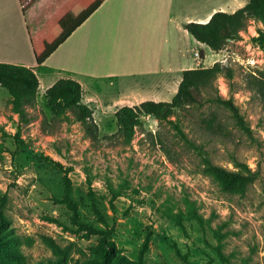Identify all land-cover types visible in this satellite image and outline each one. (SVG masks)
<instances>
[{
	"label": "rangeland",
	"instance_id": "rangeland-1",
	"mask_svg": "<svg viewBox=\"0 0 264 264\" xmlns=\"http://www.w3.org/2000/svg\"><path fill=\"white\" fill-rule=\"evenodd\" d=\"M260 24L251 22L242 40L218 52L201 45L185 26H171L165 47L164 63L175 68L220 63L233 70L232 79L220 76L215 89L202 93L203 104L187 106L171 120L215 165L231 171L247 165L255 172L243 194L222 192L203 172L199 151L166 121L143 115L131 143L118 138L116 112L140 104L117 102L118 82H100L83 93L87 100L99 91V101L108 103H89L100 130L96 142L71 114L56 118L43 90L22 120L0 85V204L6 197L7 248L2 263L90 264L100 258L101 237L71 221L68 177L80 219L114 229L119 264H140L145 244L143 264H264V100L252 84L264 74V50L254 41ZM130 80L131 87L152 91L146 87L151 77ZM216 95L233 101L250 134L229 109L206 101ZM142 97L171 102L174 96Z\"/></svg>",
	"mask_w": 264,
	"mask_h": 264
},
{
	"label": "crops",
	"instance_id": "crops-1",
	"mask_svg": "<svg viewBox=\"0 0 264 264\" xmlns=\"http://www.w3.org/2000/svg\"><path fill=\"white\" fill-rule=\"evenodd\" d=\"M66 1L0 0V63L32 69L39 79L38 93L43 90L46 94L63 79L79 82L83 93L89 87L96 89L100 82H109L111 86L118 82L122 90L117 102L124 105L141 104L142 96L151 92L176 95L182 74L188 68L164 63L171 26H185L189 33L187 24H206L214 13H234L249 2L105 0L45 63L38 65L31 43L32 33L39 31ZM138 76L151 77L146 87L152 91L128 85V80ZM99 94V91H91L82 102L88 106L91 102L108 104L99 101Z\"/></svg>",
	"mask_w": 264,
	"mask_h": 264
},
{
	"label": "trees",
	"instance_id": "trees-1",
	"mask_svg": "<svg viewBox=\"0 0 264 264\" xmlns=\"http://www.w3.org/2000/svg\"><path fill=\"white\" fill-rule=\"evenodd\" d=\"M26 3L27 0H21ZM36 1V0H34ZM105 0H67L40 28L32 33L31 43L38 65L45 61L78 29L103 3ZM26 11V7L24 8ZM251 22H259L263 28L258 31V37L254 41L264 50V0H249V2L234 13L216 12L206 24L189 23L186 30L199 43L206 45L211 51L222 50L228 42L242 40V33L247 30ZM205 58V52L199 53ZM183 78L179 89L171 102L145 101L139 105L124 106L116 112L118 124L117 136L124 143L133 141L137 127L141 122V116L150 115L158 121H166L171 124L182 136L186 143L197 149L202 158L203 172L209 176L224 193L243 194L256 180V174L247 165L241 170L231 171L227 168L215 165L209 157L208 152L202 147L196 146L188 139L180 125L171 120L179 110L191 105L203 104L202 93L216 88V82L220 76L232 79L234 74L231 68H226L220 63L212 67H200L188 69L183 72ZM253 89L264 100V74L252 82ZM0 85L8 90L11 96L13 111L22 120H26L28 108H34L37 104L39 90V79L36 73L23 65L0 63ZM47 106L51 108L56 118L68 117L71 114L75 121L80 123L86 135L94 142L99 137V126L94 119V111L82 102V85L72 79H63L49 88L45 94ZM206 101L225 106L231 111L238 124L247 132L251 133L249 127L240 114L238 107L232 100H226L219 95L207 98ZM24 142H19V145ZM65 199L68 201L72 211V223L78 225L94 235L101 237V256L92 259L90 264H119L115 259L117 252L116 244L112 241L114 229L101 230L81 220L78 208L73 201L72 183L68 177L65 178ZM6 197L2 198L0 204V254H6V241L4 223L5 216L3 207ZM200 220V219H199ZM180 225L183 219L178 218ZM201 221V220H200ZM147 244L141 251V261L146 252ZM0 264L2 260L0 259Z\"/></svg>",
	"mask_w": 264,
	"mask_h": 264
}]
</instances>
